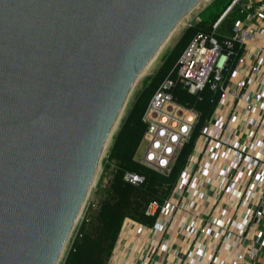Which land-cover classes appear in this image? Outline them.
<instances>
[{"label": "water", "instance_id": "obj_1", "mask_svg": "<svg viewBox=\"0 0 264 264\" xmlns=\"http://www.w3.org/2000/svg\"><path fill=\"white\" fill-rule=\"evenodd\" d=\"M207 0H0V264H58L139 75Z\"/></svg>", "mask_w": 264, "mask_h": 264}, {"label": "built area", "instance_id": "obj_2", "mask_svg": "<svg viewBox=\"0 0 264 264\" xmlns=\"http://www.w3.org/2000/svg\"><path fill=\"white\" fill-rule=\"evenodd\" d=\"M234 5L246 15L235 21L233 35L219 42L215 35L200 34L177 62L178 81L183 87L198 94L209 86L216 98V108L223 110L215 109L202 126L198 137L204 146L192 152L189 169L181 173L174 196L163 205L151 202L147 210L150 214L159 212L163 219L156 226L167 230L179 209L206 197L201 186L213 174V184L219 191L215 204L197 215L202 223L198 224L196 219L187 221V216L180 220L186 222L189 237H234L237 253L230 264H237L246 254L254 257L264 247V229L254 228L264 218V0H232L214 23L215 28ZM255 36L263 39L256 42ZM235 42L239 43L241 53L234 58ZM172 85L174 81L167 80L160 86L146 109L145 146L137 157L163 173L171 170L199 118L197 109L174 99L168 91ZM125 177L134 183L143 180L133 173H126ZM221 205L223 210H218ZM228 205L245 209L243 218L228 216ZM253 229L256 231L252 245L246 253L241 246ZM194 253L201 264H213L217 259L203 247H196Z\"/></svg>", "mask_w": 264, "mask_h": 264}, {"label": "trees", "instance_id": "obj_3", "mask_svg": "<svg viewBox=\"0 0 264 264\" xmlns=\"http://www.w3.org/2000/svg\"><path fill=\"white\" fill-rule=\"evenodd\" d=\"M231 3L232 0H228L213 20L201 18L185 27L173 47L163 55L157 69L144 80L142 88L113 135L106 161V167L111 170L104 194L96 208H92L81 221L62 264H110L126 222L135 223L143 230H152L158 237L165 234L166 230H159L156 226L163 218L159 212L148 213V207L151 202L163 205L167 198L174 196L173 190L179 183L181 173L189 169L192 152L195 148L200 149L204 146L198 137L202 126L215 109L223 110V107L216 108V98L209 86H205L198 94L190 93L183 87L178 81L177 62L183 51L200 34L215 35L219 42L233 35L235 21L246 15L240 11L238 5H234L218 26L214 27V23ZM240 53V45L235 42L232 56L235 58ZM167 80L174 81V85L168 89L174 99L197 109L199 118L189 140L176 156L171 170L163 173L140 162L136 154L147 129V122L144 120L146 109L155 92ZM126 173L138 174L143 180L131 182L126 179ZM213 181L214 175L210 174L207 182L201 186L206 193L205 198L197 199L193 205L187 203L175 213V219L169 227L172 234L186 236L187 224L180 220L183 216H187V221L196 219L198 224L202 223V218L197 215L203 213L206 206H213L218 195L219 190ZM192 259H195V263L201 264L196 260V256Z\"/></svg>", "mask_w": 264, "mask_h": 264}, {"label": "crops", "instance_id": "obj_4", "mask_svg": "<svg viewBox=\"0 0 264 264\" xmlns=\"http://www.w3.org/2000/svg\"><path fill=\"white\" fill-rule=\"evenodd\" d=\"M261 39H263L261 36H255L254 41L259 42ZM252 198H255L254 194ZM227 207L228 216L243 218L245 209H236L233 205ZM223 208L221 205L217 209ZM254 228L264 229V218ZM256 229L248 233L246 241L241 246L246 253L251 248V238ZM171 231L168 228L163 236L158 237L152 230H143L135 223L126 222L110 264H197L192 258L196 256L194 250L198 246L205 247L207 252L215 255L217 259L213 264H230L232 257L237 253V248L233 246L234 237L226 239L221 237L217 241L215 237H207L204 234L189 237L172 234ZM237 264H264V247H260L254 257L246 254Z\"/></svg>", "mask_w": 264, "mask_h": 264}, {"label": "rangeland", "instance_id": "obj_5", "mask_svg": "<svg viewBox=\"0 0 264 264\" xmlns=\"http://www.w3.org/2000/svg\"><path fill=\"white\" fill-rule=\"evenodd\" d=\"M209 0H207L201 7H199L190 17L189 19L182 25V27L179 28V30L175 33V35L172 37V39L169 41V43L166 45V47L162 50V52L160 53V55L157 57V59L154 61V63L152 64V66L149 68V70L146 73H143L142 75H140L136 81V83L134 84V87L130 93V96L124 106V109L122 110V114L120 115V120H119V124L117 123V126L115 128V132L117 131L118 127L121 124L122 119L125 117L129 107L131 106L136 94L138 93V91L142 88L144 80L151 75L156 69L157 67L160 65L162 57L165 53H167V51L169 49H171L173 47V45L175 44V42L177 41V39L179 38V36L181 35L182 31L185 29V27L188 26L189 23H193L199 19H206V20H213L214 17L216 16V14L227 4L228 0H210V4L207 5L204 9L203 7L205 6V4L208 3ZM186 24V25H185ZM115 132H113V135L115 134ZM113 135L110 137V144H108V147H106L103 150L102 156H101V160H100V164L97 170V174L96 177L94 179V182L92 184V187L88 193V196L84 202V205L82 207V210L80 212V215L78 217V220L76 221V224L74 225V228L70 234V237L67 241V244L65 246L64 252L62 254V257L59 261L58 264H62L64 257L66 255V252L71 244V240L74 237L78 227L81 224V221L83 220V218L85 217V215H87L88 212H90V210L92 208H96V205L99 201V199L103 196L105 188L108 184V180H109V176H110V170L111 168L106 167V161H107V157L109 154V150L110 147L112 145V141H113ZM145 146V140H142L136 157L139 158V156L142 155L143 149Z\"/></svg>", "mask_w": 264, "mask_h": 264}, {"label": "bare ground", "instance_id": "obj_6", "mask_svg": "<svg viewBox=\"0 0 264 264\" xmlns=\"http://www.w3.org/2000/svg\"><path fill=\"white\" fill-rule=\"evenodd\" d=\"M186 25V24H185ZM182 27V26H181ZM160 55V54H159ZM157 59V58H156ZM142 75V74H141ZM140 76V75H139ZM129 98V97H128ZM128 100V99H127ZM127 102V101H126ZM125 106V105H124ZM124 109V108H123ZM121 114H122V112H121ZM120 114V115H121ZM121 117V116H120ZM120 117L118 118V120H117V122H116V125H115V127H114V129L112 130V134L110 135V137L113 135V132H115L114 130H115V128H116V126H117V123L119 122V120H120ZM119 124V123H118ZM110 137H109V139H108V141H107V143H106V145H105V147H104V149L106 148V147H108V144H110L109 142H110ZM93 184V183H92Z\"/></svg>", "mask_w": 264, "mask_h": 264}]
</instances>
